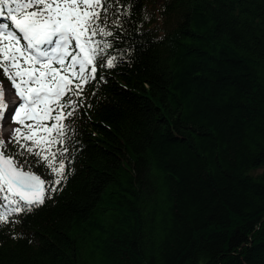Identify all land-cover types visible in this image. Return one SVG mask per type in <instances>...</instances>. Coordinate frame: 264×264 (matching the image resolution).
<instances>
[{"label":"trees","instance_id":"16d2710c","mask_svg":"<svg viewBox=\"0 0 264 264\" xmlns=\"http://www.w3.org/2000/svg\"><path fill=\"white\" fill-rule=\"evenodd\" d=\"M109 5L117 64L66 121V181L0 225V264H264V0Z\"/></svg>","mask_w":264,"mask_h":264},{"label":"snow or ice","instance_id":"6c2138e0","mask_svg":"<svg viewBox=\"0 0 264 264\" xmlns=\"http://www.w3.org/2000/svg\"><path fill=\"white\" fill-rule=\"evenodd\" d=\"M109 6V0H0V75L19 98L10 111L0 82V123L14 121L8 142L19 144L20 155L38 158L21 163L3 150L0 134V225L17 223L14 217L43 205L67 179L72 129L66 121L81 106L84 86L96 79L97 62L111 69L118 60L109 55L114 44L120 47L119 33L117 42L108 39L114 35ZM40 162L47 173L33 170Z\"/></svg>","mask_w":264,"mask_h":264},{"label":"rangeland","instance_id":"374dc122","mask_svg":"<svg viewBox=\"0 0 264 264\" xmlns=\"http://www.w3.org/2000/svg\"><path fill=\"white\" fill-rule=\"evenodd\" d=\"M3 86L5 87V98L8 100V105H9V110L11 111L17 104H10L8 99L13 95V91H15L14 88H11L10 81L9 82H2ZM10 89V91L8 90ZM12 94V95H11ZM11 99H14V97H11ZM18 126L15 124L14 121L5 119L2 123H0V131L2 132V136L5 140L6 143H9V137H12L14 134V129L17 128Z\"/></svg>","mask_w":264,"mask_h":264},{"label":"bare ground","instance_id":"6f19581e","mask_svg":"<svg viewBox=\"0 0 264 264\" xmlns=\"http://www.w3.org/2000/svg\"><path fill=\"white\" fill-rule=\"evenodd\" d=\"M9 103H10V101H9ZM11 104V103H10Z\"/></svg>","mask_w":264,"mask_h":264}]
</instances>
